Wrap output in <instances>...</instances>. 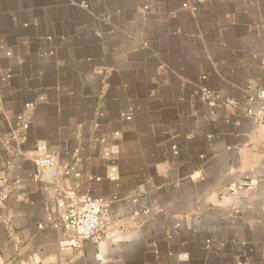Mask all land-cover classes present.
I'll use <instances>...</instances> for the list:
<instances>
[{"label": "crops", "instance_id": "0c3cea01", "mask_svg": "<svg viewBox=\"0 0 264 264\" xmlns=\"http://www.w3.org/2000/svg\"><path fill=\"white\" fill-rule=\"evenodd\" d=\"M262 88L264 0H0V264H264Z\"/></svg>", "mask_w": 264, "mask_h": 264}, {"label": "built area", "instance_id": "2783aa9c", "mask_svg": "<svg viewBox=\"0 0 264 264\" xmlns=\"http://www.w3.org/2000/svg\"><path fill=\"white\" fill-rule=\"evenodd\" d=\"M250 102L257 104L256 107H250L248 114L260 119L264 127V88L256 94L249 97ZM234 99H230L228 104H235ZM57 155L49 153L39 156L36 164L40 169H45L55 165ZM66 209L62 216L63 224L70 228L74 235L70 240L73 248H79L85 239L98 236L104 229V208L103 199L93 196L89 193H80L77 190H67Z\"/></svg>", "mask_w": 264, "mask_h": 264}]
</instances>
